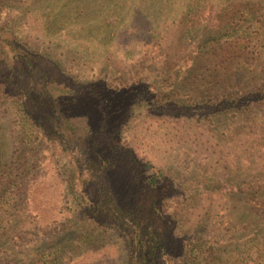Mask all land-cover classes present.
Listing matches in <instances>:
<instances>
[{"label": "trees", "instance_id": "16d2710c", "mask_svg": "<svg viewBox=\"0 0 264 264\" xmlns=\"http://www.w3.org/2000/svg\"><path fill=\"white\" fill-rule=\"evenodd\" d=\"M50 5L71 17L56 25L45 22L47 31L54 37L79 31L69 46L94 57L95 48L81 31L86 13L77 10L75 0ZM219 41L203 42L195 55L220 48ZM234 41L226 42L236 53H251L246 38L234 36ZM236 53H226L224 60L241 66L226 74L231 81L215 84L217 88L205 85L200 94L206 100L196 95L181 101L178 94L169 95L172 85L166 79L152 82L153 75L121 86L104 77L69 76L49 54L18 41L10 25L0 23V104L11 106L20 125L38 136L49 166L22 182L26 167L9 163L0 142V215L8 200L18 196L25 198L22 213H27L0 233V241L28 225L55 224L48 239L27 247L24 255L0 256V264H58L62 254L77 246L99 249L96 264H213L197 252L209 236L211 213L231 199L255 220L253 227L263 229L264 243L263 175L255 168L264 163V75L256 71L242 77L246 53ZM191 74L192 66L180 73L182 80ZM146 118L168 122L175 131L182 123L214 126L189 137L199 162L184 179L155 165L125 139L126 130ZM218 125L224 128L221 135ZM221 156L234 160L229 166ZM60 161L68 168L63 184L52 170ZM239 161L247 169L236 167ZM56 190L58 196L62 190L68 207L54 214L50 202L55 205ZM198 232H205V238Z\"/></svg>", "mask_w": 264, "mask_h": 264}, {"label": "rangeland", "instance_id": "374dc122", "mask_svg": "<svg viewBox=\"0 0 264 264\" xmlns=\"http://www.w3.org/2000/svg\"><path fill=\"white\" fill-rule=\"evenodd\" d=\"M52 2L59 3V0H0V23L10 25L18 41L46 52L65 74L77 79L104 77L111 85L121 86L143 75H153L151 77L155 80L152 82L166 79L172 85V90L168 91L170 96L178 94V98L185 101L197 95L206 100L200 94L205 85L217 88L218 84L232 80L233 77H226V74L239 71L241 67L224 61L226 53L229 56L236 53L234 46L226 42L234 43V36L246 38L245 44L249 43L247 51L251 52L236 53H246L241 76L256 71L264 75V0H75L77 10L86 13L81 19L86 23L81 31L95 48L94 57L78 53L69 46L79 31L61 32L55 37L47 31L45 22L56 25L71 17L70 13L58 14L50 5ZM205 41H219L220 48L200 54L204 58L197 57L195 54ZM189 66H192V74L182 80L180 73ZM161 72L165 74L161 76ZM178 127L180 129L175 131L168 122L140 119L126 130L125 139L143 156L150 157L155 165L174 171L176 176L184 179L199 162L196 158L198 151L189 143V137L202 134L203 128L212 130L214 126L182 123ZM223 129L218 125V135ZM0 142L4 144L5 158L9 163L20 162L26 167L22 182L29 183L43 166L49 169L45 166L46 156L43 159L38 136L23 128L14 109L6 104H0ZM220 151L226 153L223 147ZM221 159L229 166L234 160L222 156ZM213 160L216 162L215 158ZM245 166L244 162L236 163L238 168ZM52 167L57 182L63 184L68 177L65 162L60 161ZM255 168L256 173L263 175L260 187H264V163ZM24 199L22 196L13 197L3 206L5 212L0 215V233L10 228L12 221L26 218L27 213H22ZM50 203L55 209L54 214L68 207L62 190L59 196L56 190L55 205ZM189 213L195 215L198 212ZM243 213L244 208L234 199L221 201L211 213L213 216H210L211 223L207 227L209 236L198 250V256L213 260V264H264L263 229L253 227L255 220L246 218ZM54 225L48 228L28 225L16 230L9 239L0 241V256L24 255V249L48 239L49 228ZM214 228L216 231L211 230ZM203 234L206 233L198 232L205 238ZM98 252L99 249L92 251L89 247L77 246L62 254L58 264H96L100 262Z\"/></svg>", "mask_w": 264, "mask_h": 264}]
</instances>
